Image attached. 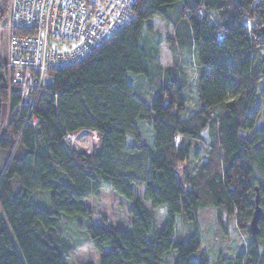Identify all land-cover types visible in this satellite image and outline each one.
I'll return each instance as SVG.
<instances>
[{"label": "trees", "instance_id": "16d2710c", "mask_svg": "<svg viewBox=\"0 0 264 264\" xmlns=\"http://www.w3.org/2000/svg\"><path fill=\"white\" fill-rule=\"evenodd\" d=\"M133 10L134 21L110 41L51 74L53 85L31 111L37 125L13 114L18 98L0 78V127L8 109L0 137L8 154L0 170V264H67L72 249L59 232L60 216L88 215L83 202L102 186L131 203V220L127 230L88 227L99 264H161L170 250L173 264H210L205 251L191 258L202 245L198 211L207 208L215 209L218 225L222 217L233 218L247 235L245 251L219 255L216 264H264V132L254 128L258 99L264 100L257 90L264 77V0H136ZM155 18L177 29L169 37L175 46L184 28L197 52L199 107L187 118L172 75L149 103L127 80L129 73L149 75L143 27L151 30ZM137 120L151 128V143L142 142ZM93 131L98 143L91 152L62 143L66 133ZM195 145L207 155L190 168ZM37 191L49 192V211L32 200ZM256 194L261 215L253 235ZM158 209L166 211L159 231ZM177 217L193 226L189 237L175 235Z\"/></svg>", "mask_w": 264, "mask_h": 264}, {"label": "rangeland", "instance_id": "374dc122", "mask_svg": "<svg viewBox=\"0 0 264 264\" xmlns=\"http://www.w3.org/2000/svg\"><path fill=\"white\" fill-rule=\"evenodd\" d=\"M7 1V0H6ZM6 6V3H5ZM3 9V0H0V13ZM151 30L146 26L143 27V39L148 42L146 49L148 52V77L143 75L127 74L128 83L131 85L134 94L140 97L146 103H149L152 97L157 93L158 86L163 83L164 77L176 79L178 84L182 87V95L185 99V109L181 113L182 117L187 118L193 114L199 107L196 97V89L198 78L200 75V66L197 60V52L195 47L187 45V31L184 28L178 29L180 31V38L182 44L174 45L170 42L169 37L173 38L177 30L174 25H165L159 19H153L150 22ZM258 23L252 22V26ZM260 26V25H259ZM158 44V45H157ZM67 48L66 45L60 46ZM5 60V43L0 42V78L1 83L6 85V77L4 69L2 68ZM165 72L167 74H165ZM258 94H264V77L257 85ZM257 109L259 116L255 125V130L264 132V100L259 97L257 102ZM8 118V109H4L1 113L0 137L4 135L6 129V122ZM137 127L142 136L143 143L152 142V130L143 121L137 120ZM247 137L246 133L241 134ZM128 143L132 142L131 137H127ZM93 146H97L88 132H81L77 135L74 149L91 152ZM0 149V159H1ZM191 162L193 167L198 166L207 155V148L204 146L197 147L193 150ZM1 168V161H0ZM191 168V167H190ZM32 200L37 207L49 211V192L37 191L32 195ZM84 205L90 210L86 216L72 215L60 216L59 232L62 237L69 243L72 251L67 255V264H99L100 253L95 251L88 239L87 229L89 226L95 228H102L108 230L111 228L128 229V224L131 220L130 207L131 203L118 195L114 194L107 186L99 188L95 195L84 200ZM155 227L159 231L166 220L165 209H158L154 213ZM227 224H226V223ZM226 225H223V224ZM222 224V225H221ZM221 224L218 225L217 213L215 209L207 208L200 211L198 214V228L199 235L202 241L199 252L193 254L191 258L198 260L200 251L208 254L210 264H216L219 255L224 257H233L245 251L247 235L243 231H239L235 226L233 218L226 221V217H222ZM226 231H223V227ZM193 231V226L189 223L182 222L179 217L176 218L174 233L177 236L187 238ZM105 250L104 252H106ZM103 252V253H104ZM175 259V252L170 250L167 252L161 264H173Z\"/></svg>", "mask_w": 264, "mask_h": 264}, {"label": "built area", "instance_id": "2783aa9c", "mask_svg": "<svg viewBox=\"0 0 264 264\" xmlns=\"http://www.w3.org/2000/svg\"><path fill=\"white\" fill-rule=\"evenodd\" d=\"M136 0H7L0 20V42L5 43L6 84L18 103L13 114L35 126L31 115L38 96L54 83V71L89 57L129 25ZM66 45L67 48L60 46ZM98 143L95 131L90 133ZM77 136L66 133L69 148Z\"/></svg>", "mask_w": 264, "mask_h": 264}, {"label": "water", "instance_id": "95a60500", "mask_svg": "<svg viewBox=\"0 0 264 264\" xmlns=\"http://www.w3.org/2000/svg\"><path fill=\"white\" fill-rule=\"evenodd\" d=\"M259 33L262 36V46L264 48V20L262 21V25L259 28ZM261 74L264 76V63L261 68ZM260 215H261V209L258 206V196L256 194L255 201H254V211H253L250 223H249V230L253 235H256L258 233V221H259Z\"/></svg>", "mask_w": 264, "mask_h": 264}, {"label": "crops", "instance_id": "0c3cea01", "mask_svg": "<svg viewBox=\"0 0 264 264\" xmlns=\"http://www.w3.org/2000/svg\"><path fill=\"white\" fill-rule=\"evenodd\" d=\"M7 158H8V154L6 153V151L1 152V159H0L1 168H0V170L4 168V166H5L6 162H7ZM201 210H203V209H200L198 211V214L200 213ZM0 216H1V212H0Z\"/></svg>", "mask_w": 264, "mask_h": 264}]
</instances>
